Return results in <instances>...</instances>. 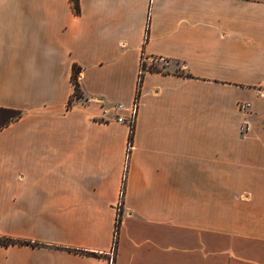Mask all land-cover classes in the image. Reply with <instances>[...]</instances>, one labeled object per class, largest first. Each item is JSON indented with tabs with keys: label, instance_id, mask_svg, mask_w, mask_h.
I'll return each instance as SVG.
<instances>
[{
	"label": "crops",
	"instance_id": "obj_1",
	"mask_svg": "<svg viewBox=\"0 0 264 264\" xmlns=\"http://www.w3.org/2000/svg\"><path fill=\"white\" fill-rule=\"evenodd\" d=\"M79 6L0 0V264H264V0Z\"/></svg>",
	"mask_w": 264,
	"mask_h": 264
},
{
	"label": "trees",
	"instance_id": "obj_2",
	"mask_svg": "<svg viewBox=\"0 0 264 264\" xmlns=\"http://www.w3.org/2000/svg\"><path fill=\"white\" fill-rule=\"evenodd\" d=\"M73 5H74V10L76 13L80 12V6H79V0H71ZM148 70H157L156 67H150ZM80 69L75 67L73 71V84L75 87V93L74 97L79 98L81 93H80V88H79V83H78V76H79ZM143 77V76H142ZM141 77V79H142ZM140 84L137 88V95H139V89H140ZM73 98L69 101V106L72 105ZM21 117V112L18 110H13V109H6V108H0V130L3 128L7 127L11 122L18 120ZM133 137V130L130 133V139L132 140ZM121 216H122V211L118 214L117 219H116V225H115V238H114V245L117 244V240L119 237V230H120V225H121ZM0 245L1 246H10V245H31V246H37V243H33L31 241H24V240H18V239H13L10 237H2L0 236Z\"/></svg>",
	"mask_w": 264,
	"mask_h": 264
},
{
	"label": "built area",
	"instance_id": "obj_3",
	"mask_svg": "<svg viewBox=\"0 0 264 264\" xmlns=\"http://www.w3.org/2000/svg\"><path fill=\"white\" fill-rule=\"evenodd\" d=\"M167 64V59L163 58V57H157L152 59L151 61V65L147 66L145 59L143 58L141 60V66H140V70H139V76H138V83H137V88L139 86V83L142 81L141 77L143 76L144 72L147 71L149 69V67H158V65H166ZM138 96L136 93V97H135V102L134 105L132 106L131 110H130V114L127 118L124 117H120L119 121L120 122H125L129 127H130V133L131 131L134 129V124H135V117H136V109H137V103H138ZM247 107H249V104L247 103H243L240 105L241 109H246ZM249 130V126L248 124H244L241 127V131H248ZM132 148V141L129 140V143L127 145V152H129ZM123 193V191H122ZM121 206H122V195L119 198V203H118V214L121 212ZM113 261V257L110 258V263H112Z\"/></svg>",
	"mask_w": 264,
	"mask_h": 264
},
{
	"label": "rangeland",
	"instance_id": "obj_4",
	"mask_svg": "<svg viewBox=\"0 0 264 264\" xmlns=\"http://www.w3.org/2000/svg\"><path fill=\"white\" fill-rule=\"evenodd\" d=\"M160 65H158V67H159ZM164 66H166V65H164Z\"/></svg>",
	"mask_w": 264,
	"mask_h": 264
}]
</instances>
